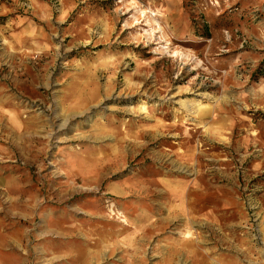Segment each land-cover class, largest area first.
<instances>
[{
    "label": "rangeland",
    "instance_id": "obj_1",
    "mask_svg": "<svg viewBox=\"0 0 264 264\" xmlns=\"http://www.w3.org/2000/svg\"><path fill=\"white\" fill-rule=\"evenodd\" d=\"M0 264H264V0H0Z\"/></svg>",
    "mask_w": 264,
    "mask_h": 264
},
{
    "label": "bare ground",
    "instance_id": "obj_2",
    "mask_svg": "<svg viewBox=\"0 0 264 264\" xmlns=\"http://www.w3.org/2000/svg\"><path fill=\"white\" fill-rule=\"evenodd\" d=\"M147 12H148L147 10H145V11L143 10V11H142V13H143L144 16H146V13H147ZM151 18H152V17H151ZM149 19H150V18H149ZM155 25H157L156 22H155ZM158 27H159L160 30H161V26H158ZM157 31H158V30H157ZM189 234H190V231L185 232V236H186V235L188 236ZM190 235H191V234H190Z\"/></svg>",
    "mask_w": 264,
    "mask_h": 264
}]
</instances>
